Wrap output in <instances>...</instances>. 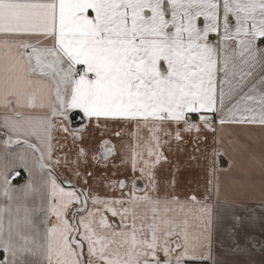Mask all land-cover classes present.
Listing matches in <instances>:
<instances>
[{"label": "snow or ice", "instance_id": "1", "mask_svg": "<svg viewBox=\"0 0 264 264\" xmlns=\"http://www.w3.org/2000/svg\"><path fill=\"white\" fill-rule=\"evenodd\" d=\"M0 264H264V0H0Z\"/></svg>", "mask_w": 264, "mask_h": 264}]
</instances>
